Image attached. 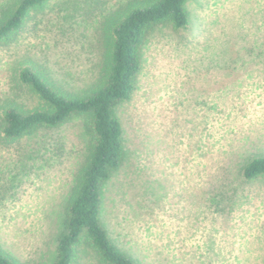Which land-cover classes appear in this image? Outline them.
<instances>
[{"label": "rangeland", "instance_id": "374dc122", "mask_svg": "<svg viewBox=\"0 0 264 264\" xmlns=\"http://www.w3.org/2000/svg\"><path fill=\"white\" fill-rule=\"evenodd\" d=\"M122 1L50 0L0 47V103H31L17 80L24 58L65 89L92 82L100 21ZM186 8V27L152 30L132 97L114 107L130 167L103 187L101 221L140 264H264V179L241 175L264 156V0ZM80 120L41 130L49 147L37 155L0 145V247L25 264H55L62 204L85 146ZM28 139L20 144L38 146ZM76 264L98 263L81 246Z\"/></svg>", "mask_w": 264, "mask_h": 264}, {"label": "trees", "instance_id": "16d2710c", "mask_svg": "<svg viewBox=\"0 0 264 264\" xmlns=\"http://www.w3.org/2000/svg\"><path fill=\"white\" fill-rule=\"evenodd\" d=\"M50 0H13L0 9V47L16 41L28 22ZM187 0H124L100 21L101 55L97 75L79 90L65 89L32 58L18 61L17 80L32 98L28 105L16 98L0 103V145L27 154L48 150L41 130L63 128L74 116L81 121L85 141L81 158L63 201L64 231L56 243L55 264H76L81 246L93 251L98 264H140L109 237L101 221L103 187L120 169L129 168L121 121L114 107L131 99L142 69V47L152 30L168 23L186 27ZM29 137L38 146L20 144ZM62 152L66 141H57ZM30 148V149H29ZM37 148V149H36ZM247 181L264 179V156L248 160L241 169ZM59 210L56 218L59 219ZM49 260V258L47 259ZM0 264H25L0 247Z\"/></svg>", "mask_w": 264, "mask_h": 264}]
</instances>
